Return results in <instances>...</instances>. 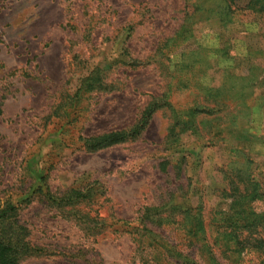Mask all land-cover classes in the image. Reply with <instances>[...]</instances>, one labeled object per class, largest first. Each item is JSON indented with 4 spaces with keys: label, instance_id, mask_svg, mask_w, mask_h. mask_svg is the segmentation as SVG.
<instances>
[{
    "label": "rangeland",
    "instance_id": "obj_1",
    "mask_svg": "<svg viewBox=\"0 0 264 264\" xmlns=\"http://www.w3.org/2000/svg\"><path fill=\"white\" fill-rule=\"evenodd\" d=\"M183 12V0H0V207L16 206L1 226L31 249L18 264H144L154 245L146 240L138 250L142 221L202 263L173 224L184 218L175 208L211 221L225 208V174L264 191V16L239 12L242 33L222 58L214 53L222 28L213 21L195 28V41L163 49ZM188 65L196 70L185 72ZM95 68L115 89L93 99L76 125L86 136L131 126L164 94L175 109L198 101L216 113L198 117L193 133L161 108L134 141L96 152L60 148L45 118ZM217 94L226 96L222 105ZM71 189L90 199L58 204L46 196ZM213 249L219 264L256 259L230 257L220 243Z\"/></svg>",
    "mask_w": 264,
    "mask_h": 264
},
{
    "label": "trees",
    "instance_id": "obj_2",
    "mask_svg": "<svg viewBox=\"0 0 264 264\" xmlns=\"http://www.w3.org/2000/svg\"><path fill=\"white\" fill-rule=\"evenodd\" d=\"M183 2L184 15L180 26L163 49L175 50L179 49L181 45L195 41L197 37V34L193 33L195 28L200 24L213 21L222 28L221 33L216 36L220 43L214 53L223 58L228 55L232 42L237 39L239 32L242 33V30L235 29L236 25L241 23L240 18L237 19L239 12H244L243 17L246 18H248L247 15L253 18L264 16V0H183ZM229 30H233V32L230 33ZM179 51L180 56H184L186 48H181ZM137 64V61L129 60L130 66ZM180 66L182 65L179 64L178 67ZM192 69L196 70L193 66L188 65L185 72H192ZM106 76L107 74L101 68L89 70L77 79L74 87L67 88L60 93L58 102L52 107L44 123L45 127L52 126L58 132V147L71 146L80 152H96L134 141L142 135L154 113L161 108L169 109L173 121L193 129V133H196L197 126L195 125L198 117L202 119L205 118L204 116H213L216 113V110L205 108L198 101L193 102L191 106L175 109L168 104L167 94H164L161 98L154 99L147 104L131 126L86 136L82 133L83 123L78 128L76 125L86 118L93 99L114 91L115 85L113 82H109ZM180 78L181 75L174 78L176 83L180 81ZM216 92V90L207 91L204 97L213 98V94ZM216 99L222 105L226 96L217 94V98H214L213 101ZM218 110L220 107L217 108V112ZM225 180L228 188L222 189L220 195L223 198L221 203L225 204V208L215 214L211 221L207 222L200 211H195L192 208H175L182 212L184 218L182 224L176 222L173 224L180 225L186 233L189 245L195 248L192 256L197 255L202 263H199L194 258L195 256L185 255L175 245L172 246L168 243L163 236L146 228V222L142 221L144 240L139 238L138 250H141V254L144 253L143 246L149 240L152 242L149 247L154 245L149 251L150 260L147 259L144 264H150V262L151 264H219L213 249L219 243L225 248L226 253L230 254V257L237 256L239 260L245 255L253 254L256 259L250 260L246 264H264V191L256 182L242 176L229 178L225 174ZM39 190L42 191L41 188ZM46 196L48 200L58 204L60 202L74 204L90 199L86 192L73 189L67 191L59 199L52 196L48 190H46ZM15 211L16 206L11 203L0 207V264H18L20 256L31 251L25 239L14 240L4 232L1 226ZM161 223L159 220L158 225ZM151 225L154 226V224Z\"/></svg>",
    "mask_w": 264,
    "mask_h": 264
}]
</instances>
